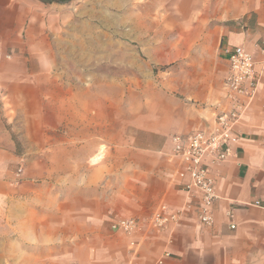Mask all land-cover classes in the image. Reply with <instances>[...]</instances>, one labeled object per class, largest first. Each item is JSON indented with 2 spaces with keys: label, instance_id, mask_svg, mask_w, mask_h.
<instances>
[{
  "label": "crops",
  "instance_id": "crops-1",
  "mask_svg": "<svg viewBox=\"0 0 264 264\" xmlns=\"http://www.w3.org/2000/svg\"><path fill=\"white\" fill-rule=\"evenodd\" d=\"M173 1L188 30L219 34L222 80L196 82L156 119L119 129L103 122L96 90L87 97L92 90L54 72L64 10L0 0V264H55V251L61 264H264V208L254 204L264 202V72L231 156L212 168V225L200 224L193 207L161 229L110 227L184 203L170 136L209 125L225 102L223 49L245 47L262 70L264 0Z\"/></svg>",
  "mask_w": 264,
  "mask_h": 264
},
{
  "label": "rangeland",
  "instance_id": "rangeland-1",
  "mask_svg": "<svg viewBox=\"0 0 264 264\" xmlns=\"http://www.w3.org/2000/svg\"><path fill=\"white\" fill-rule=\"evenodd\" d=\"M54 45V72L69 87L100 94L101 118L141 126L196 82L219 84V34L197 33L173 0H69ZM187 30H179V28ZM90 96V95H89ZM77 258V257H76ZM62 257L54 256L55 264ZM72 264V262H71Z\"/></svg>",
  "mask_w": 264,
  "mask_h": 264
},
{
  "label": "built area",
  "instance_id": "built-area-1",
  "mask_svg": "<svg viewBox=\"0 0 264 264\" xmlns=\"http://www.w3.org/2000/svg\"><path fill=\"white\" fill-rule=\"evenodd\" d=\"M260 40L258 46L262 58L259 63L262 70L255 68L256 60L245 47L224 48L227 59V72L222 84L225 102L216 110L209 125L186 134L170 136L172 149L169 159L180 164L181 176L186 177L183 184L186 196L182 206L172 211L162 203L145 221L137 217H119L111 222V229L124 233L137 232L144 226L161 229L176 222L193 207L200 224L212 225V209L217 198L212 168L231 156L236 127L253 99L264 72V32ZM20 172L21 168H18L17 173ZM254 204L264 208L262 201L256 200Z\"/></svg>",
  "mask_w": 264,
  "mask_h": 264
},
{
  "label": "water",
  "instance_id": "water-1",
  "mask_svg": "<svg viewBox=\"0 0 264 264\" xmlns=\"http://www.w3.org/2000/svg\"><path fill=\"white\" fill-rule=\"evenodd\" d=\"M44 3H63L64 1H69V0H39Z\"/></svg>",
  "mask_w": 264,
  "mask_h": 264
}]
</instances>
